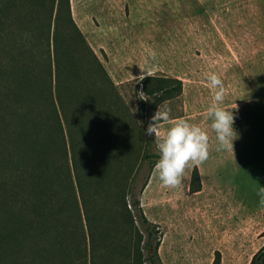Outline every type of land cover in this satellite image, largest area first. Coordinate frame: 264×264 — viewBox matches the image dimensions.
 I'll list each match as a JSON object with an SVG mask.
<instances>
[{"label":"rangeland","instance_id":"374dc122","mask_svg":"<svg viewBox=\"0 0 264 264\" xmlns=\"http://www.w3.org/2000/svg\"><path fill=\"white\" fill-rule=\"evenodd\" d=\"M54 1L0 0V106L11 103L1 92L15 88L14 79L39 75L37 88L54 94L56 73L65 78L70 71L72 91H88L97 104L92 121L104 160L97 170L83 168L96 185L110 186L109 194L95 197L106 228L94 264L137 261L142 232L137 222L132 229L122 223L114 195L137 170L138 185L149 175L139 199L160 228L163 264H248L264 245V206L256 194L264 186V0H69L72 22L65 6L54 20ZM211 72L225 86L221 106L235 114L234 153L216 151L207 118L213 93L205 77ZM144 76L181 81V90L157 108L170 109L171 122L185 119L209 136L208 159L196 166L197 191L191 190L192 166L175 188L162 185L155 167L148 173L142 158ZM167 126L161 124V133ZM6 245L0 243V264H64L62 255L49 257L39 242L27 241L19 250ZM66 262L75 264L73 258Z\"/></svg>","mask_w":264,"mask_h":264},{"label":"trees","instance_id":"16d2710c","mask_svg":"<svg viewBox=\"0 0 264 264\" xmlns=\"http://www.w3.org/2000/svg\"><path fill=\"white\" fill-rule=\"evenodd\" d=\"M56 5L54 20L62 15L60 7L65 6V14L72 22L69 0H57ZM52 11L53 6L50 14ZM73 28L81 36L79 29ZM57 30L55 25L52 39L56 53ZM56 53L55 65L60 68ZM72 74L70 71L61 78L56 73L54 94L37 88L39 75L28 77L32 80L14 79L15 88L1 92L11 103L0 106V243L19 250L27 241L39 242L49 257L55 256L54 251L62 255L64 264L72 258L75 264H94L101 242L98 236L106 228L100 217L104 212L102 205L95 197L109 194L110 185H96L84 171L83 164L99 166L104 158L96 151V125L92 121L97 104L88 91H72ZM140 84L147 113L146 129L157 106L181 90V81L144 76ZM25 85L36 86V90ZM143 140L142 158L148 162L150 173L158 152L154 136L144 134ZM100 172L105 181V172ZM148 176L138 185L139 170L135 171L114 195L122 208V223L132 229L137 222L142 232L136 249L139 264H163L158 254L160 228L144 215L139 199ZM111 182V187H116L114 177ZM199 186L198 169L194 167L191 190L197 191ZM248 264H264V245Z\"/></svg>","mask_w":264,"mask_h":264},{"label":"clouds","instance_id":"9594fccd","mask_svg":"<svg viewBox=\"0 0 264 264\" xmlns=\"http://www.w3.org/2000/svg\"><path fill=\"white\" fill-rule=\"evenodd\" d=\"M206 81L212 90V103L207 108V118L216 141V151L234 153V141L239 134L234 127L235 114L221 105L225 100V86L220 76L207 73ZM167 124L161 133V124ZM146 136H154L158 159L154 165L158 178L165 187H177L182 183L184 170L188 166L196 167L208 159L209 136L201 127L185 120L171 122L170 109L157 108L150 117ZM258 204L264 206V186L257 189Z\"/></svg>","mask_w":264,"mask_h":264}]
</instances>
